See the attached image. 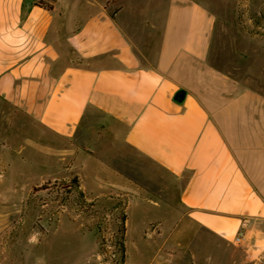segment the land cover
I'll return each mask as SVG.
<instances>
[{
    "label": "crops",
    "instance_id": "1",
    "mask_svg": "<svg viewBox=\"0 0 264 264\" xmlns=\"http://www.w3.org/2000/svg\"><path fill=\"white\" fill-rule=\"evenodd\" d=\"M38 1L0 0V99L57 148L100 112V127L185 178L194 224L227 240L242 231L264 262V70L241 78L216 61L233 0Z\"/></svg>",
    "mask_w": 264,
    "mask_h": 264
},
{
    "label": "rangeland",
    "instance_id": "2",
    "mask_svg": "<svg viewBox=\"0 0 264 264\" xmlns=\"http://www.w3.org/2000/svg\"><path fill=\"white\" fill-rule=\"evenodd\" d=\"M232 3L217 28L216 61L245 78L251 66L264 70V0ZM103 119L93 110L84 133L57 148L0 99V264H120L111 252L121 231L124 264H264L194 224L180 201L185 178L112 136Z\"/></svg>",
    "mask_w": 264,
    "mask_h": 264
},
{
    "label": "trees",
    "instance_id": "3",
    "mask_svg": "<svg viewBox=\"0 0 264 264\" xmlns=\"http://www.w3.org/2000/svg\"><path fill=\"white\" fill-rule=\"evenodd\" d=\"M39 4H44L42 0L38 1ZM48 8H52L51 5H46ZM186 94V91L184 90H180L176 93L175 98L177 101L182 102V100L184 99ZM49 188L48 185H42L41 189H47ZM59 190V189H58ZM83 194V193H82ZM114 239V244L116 246V249L114 251L111 252V254H114L116 256H118L119 262L120 264H124L125 263V243H124V234L121 231V233H116ZM106 245H104L103 250L105 252H108L109 250L107 249V247H105Z\"/></svg>",
    "mask_w": 264,
    "mask_h": 264
},
{
    "label": "built area",
    "instance_id": "4",
    "mask_svg": "<svg viewBox=\"0 0 264 264\" xmlns=\"http://www.w3.org/2000/svg\"><path fill=\"white\" fill-rule=\"evenodd\" d=\"M243 240H244V233L241 231L236 235L234 242L235 244L240 246L243 243Z\"/></svg>",
    "mask_w": 264,
    "mask_h": 264
}]
</instances>
